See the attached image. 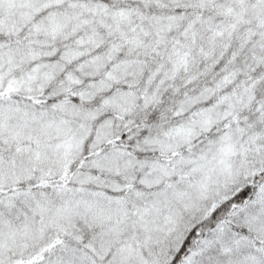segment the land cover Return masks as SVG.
<instances>
[{
  "label": "snow or ice",
  "instance_id": "6c2138e0",
  "mask_svg": "<svg viewBox=\"0 0 264 264\" xmlns=\"http://www.w3.org/2000/svg\"><path fill=\"white\" fill-rule=\"evenodd\" d=\"M0 264H264V0H0Z\"/></svg>",
  "mask_w": 264,
  "mask_h": 264
}]
</instances>
